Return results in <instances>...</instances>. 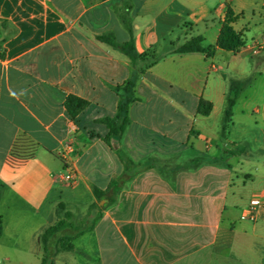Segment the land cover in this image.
Here are the masks:
<instances>
[{
  "label": "crops",
  "instance_id": "0c3cea01",
  "mask_svg": "<svg viewBox=\"0 0 264 264\" xmlns=\"http://www.w3.org/2000/svg\"><path fill=\"white\" fill-rule=\"evenodd\" d=\"M228 9L244 47L177 52L216 47ZM0 51V264H42L44 232L104 201L55 264H264V0H0ZM130 80L129 123L109 137ZM71 95L89 102L76 118ZM21 136L33 157L14 168ZM122 157L149 167L100 201Z\"/></svg>",
  "mask_w": 264,
  "mask_h": 264
},
{
  "label": "trees",
  "instance_id": "16d2710c",
  "mask_svg": "<svg viewBox=\"0 0 264 264\" xmlns=\"http://www.w3.org/2000/svg\"><path fill=\"white\" fill-rule=\"evenodd\" d=\"M234 21L233 11L228 9L225 21L223 23L221 33L219 36V41L217 46L210 47H202V39L197 37L187 41L184 45L177 49L178 53H190V52H201L206 54L208 57L214 56L217 49L225 50L228 52H238L245 45L244 38L241 34L237 33L232 27V22ZM100 41L111 43V39L109 36L98 37ZM126 49H132V43H128L125 45ZM0 56L3 57V53L0 51ZM149 56V53L144 54L141 57L131 56V60L135 62L138 58H145ZM135 82L130 80L123 88L119 89L122 96V101L119 106V110L114 118L107 119L106 123L109 128V137L118 136L125 132V129L129 123V106L132 103L133 99L131 96L125 97V94H131L134 88ZM240 87L238 84H232L233 97L229 99V109L227 111V119L231 116V110L235 104V101L239 95ZM89 102L76 97L69 96L65 102L66 110L72 118H76L87 106ZM213 109L212 103L205 101L204 99H200L197 112L200 115L208 116ZM27 143L23 136L18 137L14 142L11 154L8 158V163L14 168H20L26 164V162L33 157L31 153H23L21 152L20 147ZM122 161L126 168V172L122 177L118 180H114L111 182L109 189L106 192L100 191L99 189H95L94 193L96 197L101 201L103 199H108L112 202L116 196V190L119 187H122L129 179L130 175L133 172L141 171L147 169L149 165L143 164H135L130 159L126 157H122ZM122 182V183H121ZM60 208H64L63 203L59 205ZM106 207L99 206L98 204L92 205L90 209L91 211L97 210L96 215L91 220L90 224L82 230L74 231L71 234H66L65 232L68 230H75L76 224L69 219L72 217V213L67 211L63 219H60L54 226L48 228L41 237V242L44 247V258L42 260V264H55L54 255L57 252L62 251H71L74 249L73 241L88 231L93 230L95 224L101 218V211ZM3 235V220L0 216V238ZM57 239L56 249L54 252L51 241L53 239Z\"/></svg>",
  "mask_w": 264,
  "mask_h": 264
},
{
  "label": "built area",
  "instance_id": "2783aa9c",
  "mask_svg": "<svg viewBox=\"0 0 264 264\" xmlns=\"http://www.w3.org/2000/svg\"><path fill=\"white\" fill-rule=\"evenodd\" d=\"M69 147H67L64 151H63V154H65V152L68 150ZM75 180V176L72 172H68L66 174V176L64 177L63 181L66 182V183H72L74 182ZM262 206V202L257 200V199H254L250 202V205H249V218L251 220H255L256 219V216H257V210L258 208H260Z\"/></svg>",
  "mask_w": 264,
  "mask_h": 264
},
{
  "label": "rangeland",
  "instance_id": "374dc122",
  "mask_svg": "<svg viewBox=\"0 0 264 264\" xmlns=\"http://www.w3.org/2000/svg\"><path fill=\"white\" fill-rule=\"evenodd\" d=\"M152 53L150 52L149 55H151ZM122 183V182H121ZM107 202L104 201L100 204V206H104ZM97 210L96 211H91V215L84 217L83 219H77L74 220L72 217L69 219L70 221H73L77 226L75 230H68L65 233L66 234H71L74 231H79L82 229H85L91 222V220L94 218V215H96Z\"/></svg>",
  "mask_w": 264,
  "mask_h": 264
}]
</instances>
